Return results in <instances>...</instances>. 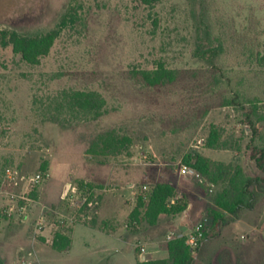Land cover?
I'll return each mask as SVG.
<instances>
[{
  "label": "rangeland",
  "instance_id": "rangeland-1",
  "mask_svg": "<svg viewBox=\"0 0 264 264\" xmlns=\"http://www.w3.org/2000/svg\"><path fill=\"white\" fill-rule=\"evenodd\" d=\"M71 8L79 22L62 32L40 65L25 63L11 46L0 44V183L7 167L27 177L49 175L36 185L23 182L16 200L0 196V260L138 264L143 246L148 257V244L133 236L163 233L167 241L176 228L168 223L132 228L125 205L135 208L139 194L158 182L171 183L175 199L186 196L192 209L167 218L188 225L193 217L209 218L224 187L184 175L185 156L199 153L240 165L247 175L259 173L250 148L264 145V67L251 60V51L264 44V0H161L154 8L141 0H0V32L33 35L54 28ZM203 24L224 48L215 66L196 55ZM159 63L179 70L178 81L152 88L135 77ZM65 89L102 93L107 114L87 122L46 120L43 106ZM233 98L237 106L225 105ZM213 128L228 149L205 146ZM112 129L133 139L129 153L88 154L95 137ZM66 181L79 190L75 205L63 199ZM93 189L100 205L87 222L98 210L116 212L101 227L125 232L127 242L111 243L78 226L69 249L57 250L56 233L71 235L70 218ZM228 218L218 235L194 250V264H264V199L254 210ZM39 222L43 229L36 235ZM194 229L176 232L188 236Z\"/></svg>",
  "mask_w": 264,
  "mask_h": 264
},
{
  "label": "trees",
  "instance_id": "trees-1",
  "mask_svg": "<svg viewBox=\"0 0 264 264\" xmlns=\"http://www.w3.org/2000/svg\"><path fill=\"white\" fill-rule=\"evenodd\" d=\"M148 8H154L161 0H141ZM80 17L73 8L69 9L59 23L51 29L39 31L33 35L21 34L17 31L0 32V44L11 46L14 54L32 66L40 65L42 59L49 56L62 32L79 22ZM199 42L196 49L197 57L211 66H215L217 59L224 52L221 44L215 45V38L211 26L203 24L199 27ZM251 60L264 67V44L259 51H251ZM181 72L167 68L159 63L153 70H141L135 77L152 88H159L178 81ZM227 106H237L238 99L233 98L225 102ZM108 102L104 95L94 90L65 89L60 91L42 108L43 117L54 122L69 119L72 122L96 121L107 114ZM208 112L204 113V116ZM133 139L123 134L122 129H112L99 133L92 141L88 154L96 157L117 156L129 153ZM205 146L210 149H228L222 142V135L216 128L211 130ZM251 158L255 162L259 173L255 176L247 175L240 165L214 161L202 154H188L184 164L197 173L202 179L212 185L222 184L224 187L214 198L215 206L209 210L211 226L205 233L204 240L212 235H218L221 228L229 222L228 215L239 217L244 210H254L264 199V145L253 144ZM47 171V166L43 167ZM92 188V186H90ZM94 187V186H93ZM176 187L171 183L158 182L146 192L138 195L136 206L129 216L130 227L138 228L143 224L157 226L162 216L176 217L189 208L186 196L176 197ZM173 200V201H172ZM172 201V202H171ZM86 223H93L91 222ZM71 239L62 232L55 235L53 246L57 250H67ZM169 256L166 259L139 261L138 264H194L195 255L187 245L186 237L176 238L168 243ZM0 264H7L0 260Z\"/></svg>",
  "mask_w": 264,
  "mask_h": 264
},
{
  "label": "built area",
  "instance_id": "built-area-1",
  "mask_svg": "<svg viewBox=\"0 0 264 264\" xmlns=\"http://www.w3.org/2000/svg\"><path fill=\"white\" fill-rule=\"evenodd\" d=\"M182 173L188 176L201 177L199 173H197L194 169L186 165L183 166ZM48 176L49 175L46 173H39L35 176L27 177V176H23L21 172L16 168L7 167L4 170L0 183V196L11 198L12 200H16L19 197L18 191L20 185L23 182H28L30 185H36L39 184ZM144 189H147V187H144ZM78 192L79 190L75 185L69 184L63 192V199L71 201L72 204L75 205L74 199L76 198ZM98 195L99 192L96 191V189H93L92 191L88 192L87 195H85L82 202H80L77 205L75 209V214L70 218V221L72 222L73 225L78 223L77 222L78 219L81 220L82 222H87L89 219H91L90 216L91 213L94 210H96L100 205ZM42 225L43 224L41 222L37 224L36 235L43 229ZM209 227H210V219L205 218L200 222H198V224L195 226L194 231L190 235L187 236L184 234H178L177 232L173 231L167 236V242L169 243L170 241L176 238L186 237L187 245L192 250H196L204 241L205 233L207 232ZM146 253H147V248L143 246L141 248V254H140L142 257V261H145L147 259Z\"/></svg>",
  "mask_w": 264,
  "mask_h": 264
},
{
  "label": "crops",
  "instance_id": "crops-1",
  "mask_svg": "<svg viewBox=\"0 0 264 264\" xmlns=\"http://www.w3.org/2000/svg\"><path fill=\"white\" fill-rule=\"evenodd\" d=\"M96 181V180H95ZM96 183H100L98 180L96 181ZM69 184H73L71 183V181H66L64 183V187H63V192L66 189V187ZM112 203V202H111ZM107 206V205H106ZM127 214L132 213V211L134 210V206L132 204L130 205H125ZM192 209V204L189 205V209ZM117 213L113 212V211H106L105 209L102 210H98L97 211V215H95V218L92 219L93 223H77L74 224L72 229H71V235H69L68 237L70 239H72V235L74 234V232L76 231V228L78 226H85L88 229H90L91 231H94L96 233H99V235L104 236L106 238H109L110 242L112 243H116V242H127L126 237H125V232H121V231H117V230H111L110 232L107 231H103V228L101 227V224H103L107 218H111V217H116ZM193 222H189L190 224L186 225L183 224L182 222L178 221L177 219H174L173 221H170V218H167V216H162L159 224L158 225H164L165 223L168 224H174L173 226L176 228V230H173L174 232H178L179 227L181 228H186L188 226H191L192 228H195L196 224L198 222H200V219L197 217H193ZM99 224H98V222ZM182 221V219H181ZM122 230V229H121ZM64 233V232H62ZM65 234V233H64ZM148 235L143 236L144 233H138L135 236H133L132 239L136 240L138 239V237L140 239H146L147 240V244H148V257L146 260H159V259H166L169 256V251H168V242L166 241V239H164L163 233H160L159 235L157 234H153L152 232H148ZM66 235V234H65ZM67 236V235H66ZM143 236V237H142ZM163 236V237H162ZM142 237V238H141ZM69 249V248H68Z\"/></svg>",
  "mask_w": 264,
  "mask_h": 264
}]
</instances>
